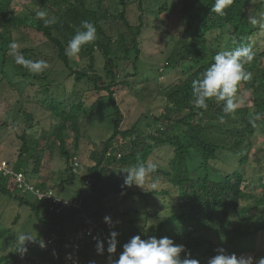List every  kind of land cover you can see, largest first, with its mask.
Masks as SVG:
<instances>
[{
	"label": "trees",
	"instance_id": "1",
	"mask_svg": "<svg viewBox=\"0 0 264 264\" xmlns=\"http://www.w3.org/2000/svg\"><path fill=\"white\" fill-rule=\"evenodd\" d=\"M15 1L0 0V84L8 78V68H11L14 76L38 80L41 85L37 94L44 91L45 86L41 83L44 80L53 86L50 73L30 72L14 59L15 51L26 59L50 63L48 53L51 51L64 66L67 77L74 78L78 84L88 83L90 96H78L74 92L69 97L70 101L69 98L58 99V87L61 85L53 86L56 89L53 92L51 88L49 99L46 98L42 106H46L58 121L57 127L47 138L42 137L44 145L41 147L38 139L32 141L29 136L30 125L35 126L36 117L27 113L26 120L31 123L19 136L21 146L16 161L11 165L5 162L8 168L13 174L38 176L43 170L46 154L49 153L53 159V154L57 153L66 160L63 176L67 178L62 185L74 174L71 161L75 162L74 166H79L76 160L83 141L81 127L86 120L95 122L100 108L105 110L112 128L109 137L99 147H90L82 190L76 200H67L77 203L79 209L71 207L57 212L56 208L52 209L50 200H39L34 196L39 202L49 203L50 210L42 216L37 202L28 198L29 194H34L20 189L13 175L0 172V194L13 198L20 206L31 208L37 219L48 227L44 237L26 243L27 251L18 250L19 246L11 253L2 250L0 264H72L70 255L80 264H111L112 260L119 258L123 245L131 237L141 235L142 239H147L148 234L158 239L165 236L173 239L176 244L184 245L192 258L207 264V260L217 254V249L227 251L228 246H223L213 236L221 227L233 235L232 248L245 253L237 241L263 233L264 218L252 230L244 231L236 225L233 216L242 220L249 215L251 208L243 206V203L252 199L257 200L256 207L264 206V194L255 199L245 193L243 173L238 170L230 172L224 167L228 165V154L238 157L239 165L244 164L253 149L252 138L264 133V38L260 37L264 26L253 25L249 20L250 17L264 19V0H233L222 15L211 11L215 0L178 1L181 9L178 36L172 38L175 40L172 50L165 62L159 65L157 75L160 84L165 86L159 95L166 103L160 114L146 116L148 130L141 128V122L130 129H123L124 105L116 97L115 89L122 85L131 92L137 90L134 95H139L140 89L136 88L134 81L142 72L140 45L146 27L145 18L150 13L151 18L154 17L151 23L161 22L169 10L168 1L28 0L38 7L37 10L47 11L57 18L52 25H45L38 19L35 15L37 10L28 9L25 13L15 14L12 10ZM85 20L96 27V39L83 45L77 55L70 56L66 52L68 42L81 30ZM225 30H229L231 37L223 43L218 32ZM20 31L27 35L32 32L41 34L45 42L37 48L16 47L13 50L11 45L18 42L15 35ZM165 32H168L166 23L161 35H166ZM213 33L218 36L211 40L209 36ZM240 46L250 47L255 56L245 64L252 78L239 86L236 111L224 113L223 102L214 98L207 102L206 110L197 109L192 82L202 77L213 63L215 54L223 48L231 50ZM253 46L258 49L254 50ZM43 47L44 51H41ZM243 92L251 95L247 106H240L238 96H243ZM12 97L14 104L15 101L20 103L21 97L19 100L16 95ZM90 97L94 98L92 104L88 102ZM172 114L183 117L174 120ZM5 125L7 122L1 126ZM71 139L72 151H69ZM158 149H167V156L171 154L172 158L164 159L163 164L154 163L152 157ZM254 155L258 164L264 163V148ZM138 161L156 164L157 171L151 174L142 188L124 186L126 174L122 171ZM38 187L45 190L47 185L43 183ZM130 199L139 200L138 209L146 225L138 227V223L132 221L128 228L116 231L119 234L117 249L110 256L104 235L109 236L114 231L111 227L115 220V206ZM168 209L171 211L167 217L157 225L147 226L149 221L161 218L162 212ZM106 216L111 218V226L104 222ZM89 221L94 225L91 227L97 239L84 237L77 241V247L74 242L76 234L91 228ZM8 233L0 232V241ZM49 239L54 240L53 246L44 248ZM98 240L104 241L103 253L97 252Z\"/></svg>",
	"mask_w": 264,
	"mask_h": 264
},
{
	"label": "rangeland",
	"instance_id": "2",
	"mask_svg": "<svg viewBox=\"0 0 264 264\" xmlns=\"http://www.w3.org/2000/svg\"><path fill=\"white\" fill-rule=\"evenodd\" d=\"M166 1L169 3V10L163 15L161 22L151 23L152 20L154 21V17L151 18L150 13H147V17L145 18L146 27L143 32V42L140 45L142 51V66L140 69L142 72L138 74L134 81V83L137 84L136 88L140 89L139 95L137 97L134 95L137 93V90L131 92L132 90L130 91L122 85L115 89L116 97L121 100V104L124 105L122 107L125 114L124 130L130 129L137 122H141L142 129L148 130V126L146 125L149 120L146 116L151 113L160 114L164 111L163 107L166 102L160 97L159 93L164 90L163 87L165 86L162 83L160 84L161 81H158V69L159 65L165 62L172 50L175 41L172 40V38L178 36L177 25L179 24V14L181 13L179 0ZM28 9L37 10L38 7L28 0H16L12 8L15 14L25 13ZM155 14L157 15V13ZM257 21L258 26H264V19H258ZM165 23L168 25V32H165L166 35H161L163 29H165ZM218 34L219 36L220 34L222 35L223 43L231 37L229 30L218 32ZM218 34H211L209 39L213 40ZM15 36L18 40L16 43V47L18 48H37L45 42L41 34L33 32L27 35L25 32L20 31V33L17 32ZM260 37L261 39L264 38V32H261ZM261 46L263 47V44H261ZM253 47L254 50L258 49L255 46ZM223 49L222 51H224ZM42 50L44 51V47L41 48V51ZM211 52L213 53V51ZM256 52H258V50ZM48 54V58L51 62L48 63V68L40 73H50V82L53 86L61 85L58 87L59 94L56 98H69L74 95V92L75 94H79L78 96L86 94V97H89L90 95L87 93L89 90L88 83L86 81L79 84L75 83L74 78L67 77L64 66L56 59L51 51ZM8 70V78L0 84V164L7 161L11 165L16 161L18 150L21 146L19 136H21L22 131L29 127V123H31L26 120L27 113L33 114L36 117L35 126H33L32 123L30 125L31 130L29 131V136L32 141L38 139L41 147L44 145V138L42 137L45 136L47 138L57 127L58 121L46 110V106H42V102L49 97L53 86L44 80V82H41L42 86H45L44 91L37 94L39 86L41 85L38 80L32 77L24 79L20 76H14L13 70L11 68H8ZM34 74L38 75L37 73ZM154 78L156 80H154ZM0 81H2L1 76ZM59 82H61V84ZM13 85H15V87H13ZM46 85H48V88ZM55 89L56 87H53V92ZM13 95H16L17 100L21 97L20 103L15 101L16 105L14 104V99H12ZM250 98V93L243 92V96H238L240 106H247L250 103ZM93 101L94 98L90 97L88 102L92 104ZM97 117L98 119L95 122L86 120V123L81 127L83 141L80 145L78 160H76L79 166H74L75 162L71 161L70 166L74 167V174L66 183L60 185L67 178V176H63V172L66 168V160H63L61 155L57 156V153L53 154V159L50 158L49 153H47L41 174L38 176L25 174L26 179L37 189H40L38 186L45 183L48 190L52 191L53 196L56 198L62 200H76L78 194L82 190V180L86 174V165H88L87 163L89 161L87 157H89L90 147H93V145L94 147H99L100 143L109 137V131H111L112 128V124L111 122L109 123L110 120L106 116L105 110L100 108L97 109ZM171 117L174 120H179L183 115L172 114ZM5 122H7V126H1ZM70 138H72V136H70ZM252 143V152L244 164L239 165L238 157L228 154V165H225L224 168L230 172L233 170L242 172L246 179V182L242 186L243 190L245 193L253 195V197L257 199L264 194V163L258 164L254 154L259 149L264 148V133L253 137ZM68 150L72 151V139L68 143ZM166 151L167 149H158L152 157L153 162L163 164L164 159L172 158L171 154L167 156ZM10 167L13 169L12 166ZM60 177L61 179H59ZM62 187H65V189ZM42 191L45 192V190ZM28 198L31 201L37 202L41 209L42 216L50 210L48 201L39 202L34 195L31 194L28 195ZM256 201L257 200L252 199L251 201L243 203V206L251 208V212L242 220L241 218L238 219L236 216H233L236 225H240L244 231L252 230L260 223V220L264 218V206L256 207ZM139 207L140 204L137 199H130L126 203L115 206L113 211L115 220L111 228L114 231L126 229L132 221L137 222L138 227L145 226L146 222L141 215V210L138 209ZM170 211L171 210L168 209L162 212L161 218H155V220L149 221L147 226L157 225L160 220H163L169 215ZM47 229V225L37 219L31 208L20 206L13 198L0 194V232L9 231V233L5 235V238L0 241V256L4 253L2 250L11 253L12 250H15L19 246L17 244V233H30L33 240H36L40 236L44 237ZM213 236H216L218 242L223 246H228L226 249L229 254L235 253L237 256L241 254H251L256 258L264 257V232L255 238L246 237L241 241H237L235 238L234 242H240L245 253L236 252L232 248L231 243L233 235H230L226 228H219ZM149 237H151L150 234H148V238Z\"/></svg>",
	"mask_w": 264,
	"mask_h": 264
},
{
	"label": "clouds",
	"instance_id": "3",
	"mask_svg": "<svg viewBox=\"0 0 264 264\" xmlns=\"http://www.w3.org/2000/svg\"><path fill=\"white\" fill-rule=\"evenodd\" d=\"M233 0H215L211 11L223 14L224 10L232 4ZM35 15L43 20L45 25L57 22L55 16H50L47 11L37 10ZM250 23L257 24L256 18L250 17ZM96 39V27L88 20L81 24L74 37L68 42L66 52L70 56L77 55L82 46ZM15 50L16 45H11ZM255 53L250 47L240 46L231 50L220 51L213 57V63L202 73V77L192 82V92L197 109L208 108V101L215 99L223 102L222 111L226 114L233 113L237 109L236 94L242 82L252 78V73L247 71L245 64L254 59ZM14 59L18 65L27 68L30 72H43L48 68L45 60L26 59L22 53L14 51ZM157 171L154 163L138 161L136 164L122 171L126 175L123 178L124 186L141 187L146 183L151 174ZM153 188L156 187L153 182ZM48 188L46 187L45 190ZM41 190V189H40ZM104 222L112 225L110 217L106 216ZM118 233L111 231L107 240V252L114 254L118 244ZM33 241L30 233H17L18 250L27 251L25 245ZM97 252H104V241H97ZM184 254L183 256L181 254ZM111 264H201L200 260L192 258L184 245L176 244L173 239L165 236L157 238L151 236L142 239L141 235H134L123 245V251L118 259L112 260ZM207 264H264V257L256 258L251 254H229L225 249H217V254L207 260Z\"/></svg>",
	"mask_w": 264,
	"mask_h": 264
},
{
	"label": "built area",
	"instance_id": "4",
	"mask_svg": "<svg viewBox=\"0 0 264 264\" xmlns=\"http://www.w3.org/2000/svg\"><path fill=\"white\" fill-rule=\"evenodd\" d=\"M0 172H3L7 175H13V177H15L16 179V182L19 186L20 189H23L25 192H31L34 194V196L39 199V200H50V202L52 203V209H55L57 210V212H59V210H62V209H68V208H77L79 209L80 206L77 204V203H73V202H69L67 200H62V199H59V198H56L53 196V192L50 191V190H45V192H43L42 190L40 189H37L34 185H32L31 183L28 182V180L26 179L25 175L20 173V174H13V172L8 168L7 164L4 162L0 165ZM90 227L91 226H94L92 222H88ZM76 238L77 240L74 241L73 239L71 240L72 242L74 241L75 244L77 243V241H81L84 239V237L86 238H91L92 240H96L97 239V236L94 235V232H93V227L91 228H87V229H84L83 231L79 232L76 234ZM104 238L106 239V241L108 240L109 236L108 235H104ZM54 244V240L53 239H49L47 241V243L44 245V248H48V247H51L53 246ZM76 246L78 247V245L76 244ZM68 247V245H67ZM78 249V248H76ZM70 259H72V264H80L79 263V260L77 258H73L71 257L70 255ZM69 264V263H68Z\"/></svg>",
	"mask_w": 264,
	"mask_h": 264
}]
</instances>
